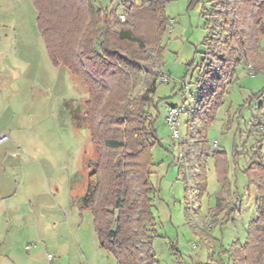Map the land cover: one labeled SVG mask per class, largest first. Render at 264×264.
Listing matches in <instances>:
<instances>
[{"label":"trees","instance_id":"trees-1","mask_svg":"<svg viewBox=\"0 0 264 264\" xmlns=\"http://www.w3.org/2000/svg\"><path fill=\"white\" fill-rule=\"evenodd\" d=\"M171 1L110 0L102 5L94 0H31L50 63L65 67L87 89L85 119L93 156L87 161L90 173L80 209L91 214L98 245L116 264H158L153 249L157 192L151 183V150L159 144L154 122L161 102L154 100L160 76L155 62L160 63L164 52L161 40L169 25L165 8ZM206 4L197 96L184 111L185 139L177 147L175 162L185 187V203L192 199L200 205L207 191V163L215 161L220 187L217 207L223 203L227 208L219 222L224 226L236 205L222 195L234 198L236 194H231L224 152L212 150L207 133L236 70L250 62L254 74L264 72L260 55L264 0H207ZM263 98L264 89L253 96L259 103L258 117L251 116L249 122V146L243 144L241 152L237 146L232 150L233 161L239 156L246 159V189L253 188L257 199L244 243L235 240L226 249L220 247L230 264H264ZM185 215L188 218V212ZM204 237L207 264H211L213 242L209 234Z\"/></svg>","mask_w":264,"mask_h":264},{"label":"rangeland","instance_id":"rangeland-1","mask_svg":"<svg viewBox=\"0 0 264 264\" xmlns=\"http://www.w3.org/2000/svg\"><path fill=\"white\" fill-rule=\"evenodd\" d=\"M94 1L107 5L110 0ZM130 1L138 4V0ZM206 1L173 0L168 3L165 15L169 25L161 40L164 52L160 63L155 62V55L151 54V61L155 62L160 75L161 69L169 75L168 83L158 79L154 95V100L161 102L154 122L159 144L151 150L154 164L151 183L157 192L153 216L155 229L161 236L166 235L165 240L157 238L153 243L158 264H173L171 246L176 247L181 256L190 257L189 246L193 241L187 233L194 229L193 225L196 227L194 219L199 221L202 234L211 233L215 225L210 218L222 208L221 205L214 212L210 210L215 203L217 185L213 159L207 163V191L200 205L192 199L185 203V187L175 162L179 142L172 140L166 124L169 106L189 108L197 96L196 81L206 34L202 19L204 8H208ZM260 55L264 60V33L260 36ZM249 64L253 67L252 63L245 62L236 70L223 105L217 109L207 133L211 148L216 141L217 150L224 152L226 175L230 181L232 179L234 191L239 193L235 196L237 199L224 194L222 197L231 203L233 199L236 203L245 198L242 207L253 188L246 189L243 175L246 159L239 156L233 161L232 150L237 146L241 152L243 144L249 146V122L251 116L258 117L259 103L253 96L264 89V72L254 74L248 69ZM87 97V89L79 78L72 76L65 67H54L50 63L37 31L36 11L31 0H0V137L6 136L0 142V184L4 183L8 196L3 203L5 213L11 210L34 218L31 223L22 220L23 225L12 223L22 231L20 259L23 264L46 263L47 254L55 256L52 250L55 245L69 264H116L114 258L99 247L91 214L80 209L90 173L87 161L93 156L85 119ZM261 112L264 114V110ZM185 118L184 115L180 117L181 143L185 139ZM262 120L264 123V118ZM188 175L192 186V173ZM236 215H239L237 207L231 216ZM234 220L235 224L228 223L222 235L214 231L217 241L212 244L211 264H222L220 261L230 264L220 247L226 249L233 239L244 243L241 221ZM39 237H44L46 245ZM51 241L54 242L50 244ZM199 241L204 256L196 264H207L208 247L205 240ZM40 244H43L41 248Z\"/></svg>","mask_w":264,"mask_h":264},{"label":"crops","instance_id":"crops-1","mask_svg":"<svg viewBox=\"0 0 264 264\" xmlns=\"http://www.w3.org/2000/svg\"><path fill=\"white\" fill-rule=\"evenodd\" d=\"M161 71L164 72L163 69H161ZM178 88H179V90L181 89L180 86H178ZM179 106H182V105H171L167 108V111L170 108H175V107H179ZM1 154L2 153H0V155ZM229 174H231V173H229ZM227 178L229 180V177H227ZM231 182H232V179H231V181L229 180V184L231 187V194L235 193V194L239 195V193H236L237 191H234L233 186L231 185ZM216 183H217V180H216ZM219 188L220 187L217 184L216 185V192L214 194L215 203H214L213 207L210 209V210H213L212 212H214L218 208L217 207V201H218V195H219ZM5 193H6L5 192V185L2 182L0 184V264H23L21 262V259H20V254H21V239H20L21 235L20 234L22 231L18 230L17 228H19V227L16 225H13L12 223H14V224L21 223L22 224L23 221L27 222V223H31L34 218H33V216L30 217L28 214L21 215V214H17L16 212H12L11 210H8V214H6L5 213L6 212L5 206L6 205L3 203H4V201H6L5 199H7L6 197H8V196ZM251 195L252 196L255 195V197H251ZM246 199L247 200H246L244 207H242V203L245 202L244 201L245 198L243 200H238V202L236 201V203L234 202V199H233V202L238 209L239 215L231 216V219L228 222V223L232 222V224H235L234 222H236V220H234V219H236V218L239 219L241 221L240 224L243 228L244 233L246 231L248 223L254 217V204H255V201L257 199V195H256V192L254 191V189L252 190L251 194H250V192L247 193ZM226 202L229 203L230 200L228 199ZM221 205H222L221 210H218V212L219 211L220 212L219 213L217 211L214 212V215L211 216V218H210V222L217 221V224H214L215 226L212 229L211 233H207V234H209V237L212 239V242L217 241L215 238L214 231L215 232L219 231L220 234L222 235V230L224 228H227V224H228L227 223L224 226L219 225V222L222 220V218L225 214V211H226V210H223V207H225L223 205V203ZM9 208H11V207H9ZM244 218H245V220H243ZM194 220H195L194 224H196V227H195V225H193L192 227H194V229L191 228V231L189 233H187L190 241H193L191 243L192 246L191 245L189 246V250L191 252V255H190V257H188V256L183 257V256H181V253L177 250L176 247L171 246L172 257L174 259L173 264H196L197 261H199L201 259V257L204 256V254L201 252L203 247H202V244H200L199 240L200 239L205 240L204 235L206 233L205 234L201 233V231L203 233H204V231H203L201 225H198L199 221H197L196 219H194ZM155 228L156 227H154V229ZM16 230H18V231H16ZM155 233H156L158 239H163V240L166 239V235L161 236L156 229H155ZM185 235H186V233H185ZM39 238H40L39 241L40 242L42 241L43 244L45 243V245H46L47 241L44 242V237H39ZM45 239L47 240V238H45ZM221 240L223 241V239H221ZM235 240H240V239H233L231 242H229L228 246L230 245V243H232ZM195 241H197V243ZM222 241H221V243H223ZM53 242L54 241H51L50 244H52ZM42 245L40 244L39 247L41 248ZM194 245H197V249L195 250V252H193V246ZM38 250H40V249H38ZM52 250H53V255L55 254V256L47 254V262L46 263L43 262V264H69L68 260L67 261L64 260V254H63L62 250L57 245L52 246ZM197 252H198V254H197ZM207 258H208V251H207ZM35 264H39V263H35Z\"/></svg>","mask_w":264,"mask_h":264},{"label":"built area","instance_id":"built-area-1","mask_svg":"<svg viewBox=\"0 0 264 264\" xmlns=\"http://www.w3.org/2000/svg\"><path fill=\"white\" fill-rule=\"evenodd\" d=\"M119 18L121 22H123L125 19L123 14H120ZM167 31L168 33L170 32V30H167ZM248 69L251 72L254 71V68L250 64L248 65ZM159 79L162 83H168L169 75L166 74L165 72H162L161 75L159 76ZM183 82L185 85L188 83L187 79H185ZM184 111H185L184 107L180 106V107L170 108L166 114V124L170 131L171 138L172 140L177 141L179 143H181L182 141V136L180 135V127H181L180 117L184 114ZM5 139H6V136L0 137V142L4 141ZM217 146H218V143L214 141L212 144V150H217ZM196 249H197V245H194L193 252H195Z\"/></svg>","mask_w":264,"mask_h":264}]
</instances>
